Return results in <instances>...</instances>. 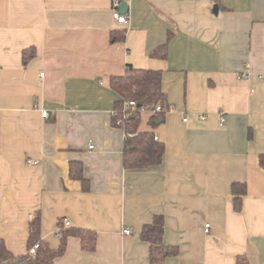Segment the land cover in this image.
<instances>
[{"label": "crops", "instance_id": "crops-1", "mask_svg": "<svg viewBox=\"0 0 264 264\" xmlns=\"http://www.w3.org/2000/svg\"><path fill=\"white\" fill-rule=\"evenodd\" d=\"M121 2L125 25L112 16ZM165 43V59L150 57ZM127 65L160 71L172 109L155 127L141 114L139 131L165 147L143 170L124 169L125 134L111 124L109 81ZM262 155L264 0H0V237L14 256L39 213L52 249L60 220L96 233L94 251L69 237L54 264H149L140 231L162 216V242L178 248L164 264H264ZM234 182L246 186L240 212Z\"/></svg>", "mask_w": 264, "mask_h": 264}, {"label": "trees", "instance_id": "trees-1", "mask_svg": "<svg viewBox=\"0 0 264 264\" xmlns=\"http://www.w3.org/2000/svg\"><path fill=\"white\" fill-rule=\"evenodd\" d=\"M126 15V14H125ZM169 37L167 38L168 41ZM124 40L123 32H111L110 42L117 43ZM35 56L34 50L22 52V63L26 65ZM167 56V43L154 50L150 57L165 59ZM110 88L117 94L118 100L114 104L111 124L121 129L125 134L122 154V165L127 170H143L161 164L165 147L162 142L155 139L151 131H139L141 114L143 109L151 110L156 106L162 109L168 107L166 95L161 86V72L154 70L135 69L126 66L121 76H114L109 81ZM134 102L135 107L127 106ZM164 118V112L150 114L149 124L156 126L157 120ZM259 165L264 172V155L259 156ZM69 178L78 181L83 191H88L89 181L84 177L81 162H71L69 165ZM232 207L235 212L241 211L242 197L246 193L243 183L231 184ZM59 245L52 249L48 243L40 237L41 221L37 213L29 225L26 251L21 256H14L7 250L3 239L0 237V264H54L55 259L65 252L66 242L69 237L80 240L81 249L92 252L96 246V233L88 229L64 227L63 220L57 223ZM164 232V219L155 216L151 223L142 226L140 239L148 244L149 264H164L166 258L177 255L178 248L167 246L162 242ZM35 244L38 245L33 256L27 251ZM236 264H248L243 256H239Z\"/></svg>", "mask_w": 264, "mask_h": 264}, {"label": "built area", "instance_id": "built-area-1", "mask_svg": "<svg viewBox=\"0 0 264 264\" xmlns=\"http://www.w3.org/2000/svg\"><path fill=\"white\" fill-rule=\"evenodd\" d=\"M112 16H113V19H114L117 23H119V24H121V25H125V24H127V22H128V17H127L126 15H122V14H120L118 11L113 12ZM247 75H248V74H247V71L245 70V71L243 72L242 76L246 77ZM127 106L135 107V104H134V102H129V103L127 104ZM171 111H172V109H171L170 107H168V108H166V109H162L160 106H156L155 108H153V109H151V110L143 109V110H142V113H143V112H147V113H149V114H156V113L164 112V114H165V113H167V112H171ZM112 114H113V113H112ZM41 116H42V118H45V119H46V118L48 117V114H47V112L42 111V112H41ZM204 118H205V116H201V120H204ZM183 121L185 122L186 119H184ZM223 121H224L223 118H221V122H223ZM155 139H156V138H155ZM89 148L92 149L93 146H89ZM26 163H27L28 165H31V164H36L37 162H36V161H33V160H27ZM208 227H209V225L206 224V225H205V232H207ZM123 234H125V235H130V230H128V229L123 230ZM56 236H57V235H56ZM37 249H38V245L35 244L33 247H31V248L27 251V254H28L29 256H33V255L35 254V252H36Z\"/></svg>", "mask_w": 264, "mask_h": 264}, {"label": "water", "instance_id": "water-1", "mask_svg": "<svg viewBox=\"0 0 264 264\" xmlns=\"http://www.w3.org/2000/svg\"><path fill=\"white\" fill-rule=\"evenodd\" d=\"M117 9L119 10V13L122 15H125L127 13V3L126 2H121L118 6ZM214 13L217 12V6H214L213 9ZM163 121V119L159 118L156 122V125L161 124Z\"/></svg>", "mask_w": 264, "mask_h": 264}]
</instances>
